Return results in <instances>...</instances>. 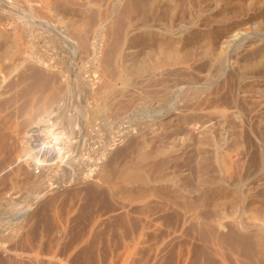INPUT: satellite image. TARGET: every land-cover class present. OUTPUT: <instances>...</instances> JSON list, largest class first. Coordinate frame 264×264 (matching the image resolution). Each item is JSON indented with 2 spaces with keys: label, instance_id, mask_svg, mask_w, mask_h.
Segmentation results:
<instances>
[{
  "label": "rangeland",
  "instance_id": "1",
  "mask_svg": "<svg viewBox=\"0 0 264 264\" xmlns=\"http://www.w3.org/2000/svg\"><path fill=\"white\" fill-rule=\"evenodd\" d=\"M0 264H264V0H0Z\"/></svg>",
  "mask_w": 264,
  "mask_h": 264
},
{
  "label": "bare ground",
  "instance_id": "2",
  "mask_svg": "<svg viewBox=\"0 0 264 264\" xmlns=\"http://www.w3.org/2000/svg\"><path fill=\"white\" fill-rule=\"evenodd\" d=\"M76 120H78V119H76ZM76 122V121H75ZM74 122V123H75ZM80 122H82V121H80ZM77 123V122H76ZM79 124V123H78ZM76 126V125H75ZM79 126V125H78ZM74 127V126H73ZM73 129V128H72ZM79 130V129H78ZM81 133V132H80ZM35 153V152H34ZM34 153L32 152V153H29V154H27L26 156L27 157H31V158H34L33 156H34ZM26 158V157H25ZM26 160V159H25ZM29 161V160H28ZM31 162V161H30ZM29 163V162H28ZM29 166H30V164H29ZM258 224V223H257Z\"/></svg>",
  "mask_w": 264,
  "mask_h": 264
}]
</instances>
